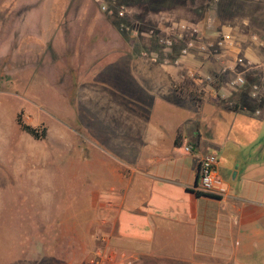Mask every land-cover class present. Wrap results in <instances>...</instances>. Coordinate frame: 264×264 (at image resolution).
<instances>
[{"label": "rangeland", "instance_id": "374dc122", "mask_svg": "<svg viewBox=\"0 0 264 264\" xmlns=\"http://www.w3.org/2000/svg\"><path fill=\"white\" fill-rule=\"evenodd\" d=\"M161 1L0 0V264H83L96 247V130L111 135L103 119L138 92L114 73L128 54L158 59V38L175 22H193L205 42L230 33L253 62L246 74L264 84V0L151 8ZM221 54L212 56L218 68L210 61L202 73L224 84L230 73L220 61L233 53ZM16 116L44 137L20 129Z\"/></svg>", "mask_w": 264, "mask_h": 264}, {"label": "crops", "instance_id": "0c3cea01", "mask_svg": "<svg viewBox=\"0 0 264 264\" xmlns=\"http://www.w3.org/2000/svg\"><path fill=\"white\" fill-rule=\"evenodd\" d=\"M127 58L114 73L138 92L103 119L111 135L96 130V246L105 239L131 264H264V105L257 115L226 109L215 99L235 89L186 77L187 68L217 67L212 57L192 52L178 65L152 51ZM209 152L221 197L193 190L196 164Z\"/></svg>", "mask_w": 264, "mask_h": 264}, {"label": "built area", "instance_id": "2783aa9c", "mask_svg": "<svg viewBox=\"0 0 264 264\" xmlns=\"http://www.w3.org/2000/svg\"><path fill=\"white\" fill-rule=\"evenodd\" d=\"M105 9L104 5H101ZM121 10H118V15ZM172 33L158 38L159 44L168 48L178 41H182L177 52V56L172 60L175 65L181 63V59L188 56L192 52L201 55L219 58L223 57L221 51H231L233 53L229 63L220 61L222 71L230 73V77L226 79L225 85L230 89H236L243 83V75L250 68L253 62L242 54L239 48L235 45L233 37L228 32H220L216 37L203 41L199 29L193 22L178 21L172 27ZM185 35V36H183ZM252 39H257L254 35ZM185 75L190 80L198 81L199 83H208L214 81V76L210 73L198 72L194 69H185ZM258 90L256 85L251 87V96H254ZM264 92V88H262ZM225 95L220 94L222 98ZM184 152H191L192 146L184 144L181 147ZM217 159L214 152L205 153L198 160L195 168L196 182L193 185V190L200 194L221 197L225 194L226 188L222 183L217 173ZM132 258L123 250L112 249L102 240V244L94 247L85 257L83 264H131Z\"/></svg>", "mask_w": 264, "mask_h": 264}, {"label": "trees", "instance_id": "16d2710c", "mask_svg": "<svg viewBox=\"0 0 264 264\" xmlns=\"http://www.w3.org/2000/svg\"><path fill=\"white\" fill-rule=\"evenodd\" d=\"M150 4L153 10L168 9L170 7L166 0L161 1L159 3L150 2ZM117 24L119 23L117 22ZM180 44L181 43H179L178 41L170 47L164 48L162 51L160 50V53L158 55L159 59H164L167 62H172V60L177 56ZM210 85L217 88L219 86V82L214 80L210 83ZM252 85H256L258 87V90L254 96H251ZM174 88L175 90H177V87ZM262 88H264V84H259L255 82L251 76L244 73L243 83L238 86L230 96H227L226 98L217 97V99L215 100L226 109L232 111L245 110L249 113L257 115L258 112H260L259 110L262 105H264V92H262ZM15 121L19 128L29 134L32 138L42 139L44 137V128L38 130L35 127H31L28 124H25L20 121L18 116H16ZM174 144L176 148L181 149L182 140L180 138H175Z\"/></svg>", "mask_w": 264, "mask_h": 264}]
</instances>
